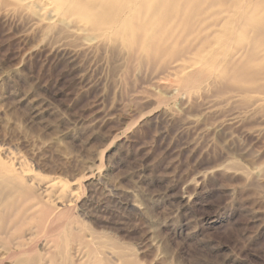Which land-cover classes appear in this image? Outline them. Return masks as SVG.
<instances>
[{
	"label": "rangeland",
	"instance_id": "obj_1",
	"mask_svg": "<svg viewBox=\"0 0 264 264\" xmlns=\"http://www.w3.org/2000/svg\"><path fill=\"white\" fill-rule=\"evenodd\" d=\"M257 1L227 29L262 16ZM40 13L0 5V157L37 197L55 181L71 196L56 218L2 208L0 264H264V106L197 77L155 88L163 63L85 51Z\"/></svg>",
	"mask_w": 264,
	"mask_h": 264
},
{
	"label": "bare ground",
	"instance_id": "obj_2",
	"mask_svg": "<svg viewBox=\"0 0 264 264\" xmlns=\"http://www.w3.org/2000/svg\"><path fill=\"white\" fill-rule=\"evenodd\" d=\"M249 1L0 0V5L11 6L28 18L33 8L39 7L40 14L50 16L45 30L77 41L85 51L133 63L136 70L145 64L163 63L168 82L158 80L155 88H173L171 78L187 82L197 77L211 80L214 86L223 85L221 91L230 90L225 101L243 100L258 109L264 106V83H259L264 81V14L237 20L236 27L227 29L234 8H243ZM256 6L264 12V0ZM44 19H38L37 25ZM25 165L17 158L10 163L0 157V213L2 208L17 211L22 207L25 215H35L40 204L42 219L56 218L68 204L70 192L55 181L48 184L44 197H37L23 181L31 174ZM52 194L59 205L47 202ZM34 198L40 199L38 204L31 203ZM21 223L16 222L17 230ZM27 230L31 234L32 228ZM90 241H86L88 251L94 260L99 259L104 245ZM17 245L27 244L19 241ZM26 250L33 251L30 247ZM100 259L112 264L106 253ZM123 259L124 264H133L134 260Z\"/></svg>",
	"mask_w": 264,
	"mask_h": 264
}]
</instances>
